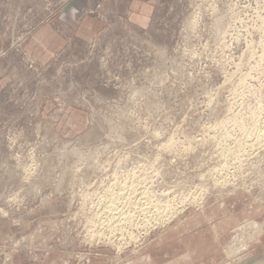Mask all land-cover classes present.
<instances>
[{"label": "rangeland", "instance_id": "obj_1", "mask_svg": "<svg viewBox=\"0 0 264 264\" xmlns=\"http://www.w3.org/2000/svg\"><path fill=\"white\" fill-rule=\"evenodd\" d=\"M0 264H264V0H0Z\"/></svg>", "mask_w": 264, "mask_h": 264}, {"label": "bare ground", "instance_id": "obj_2", "mask_svg": "<svg viewBox=\"0 0 264 264\" xmlns=\"http://www.w3.org/2000/svg\"><path fill=\"white\" fill-rule=\"evenodd\" d=\"M243 134H245V133H243ZM260 136V135H259ZM262 136V135H261ZM261 138V137H260ZM262 139V138H261ZM250 140V139H249ZM258 140H259V138H258ZM258 140H257V142H258ZM252 141V140H251ZM245 143V142H244ZM251 145H252V143H251ZM257 145V144H256ZM246 146H247V144H246ZM167 147V146H166ZM251 147V146H250ZM256 148H257V146H256ZM259 150V149H258ZM251 152V151H250ZM220 153V155H222L221 154V152H219ZM240 153H241V151H240ZM241 155V154H240ZM223 166V165H222ZM121 190V189H120ZM121 192V191H120ZM109 193V192H108ZM119 193V192H118ZM143 193V192H142ZM144 194V193H143ZM109 195V194H108ZM111 195H112V193H111ZM116 195V194H115ZM123 195V194H122ZM117 196V195H116ZM140 196V195H139ZM144 196V195H143ZM110 197V196H109ZM122 197V196H121ZM142 197V196H141ZM104 198H106V197H104ZM148 198H149V196H148ZM139 199V198H138ZM100 200H102V199H100ZM140 200V199H139ZM146 200V199H145ZM109 201V200H108ZM114 203H115V201H113ZM117 202V201H116ZM122 204V203H121ZM137 204V203H136ZM142 204V203H141ZM183 204V203H182ZM143 205V204H142ZM141 205V206H142ZM101 206V205H100ZM120 206V205H119ZM181 206V205H180ZM112 207V206H111ZM115 207V206H114ZM148 206H146V208H147ZM160 207V206H159ZM183 207V206H182ZM102 208V207H101ZM141 208H143V207H141ZM140 208V211L142 212V209ZM151 208V207H150ZM157 208V207H156ZM165 208V207H164ZM143 209H145V207L143 208ZM148 209V208H147ZM155 209V208H154ZM169 209V208H168ZM180 209V208H179ZM96 210H97V208H96ZM110 209H108V211H109ZM113 210V209H112ZM111 210V211H112ZM116 210H117V208H116ZM121 210V209H120ZM146 210V209H145ZM156 210V209H155ZM174 210V209H173ZM104 211V210H103ZM119 211V210H118ZM122 211V210H121ZM139 211V210H138ZM148 211H149V209H148ZM164 211V210H163ZM136 212V211H135ZM145 212V211H144ZM144 212H143V215L144 216H146L145 214H144ZM155 212V211H154ZM157 212V214L158 213H160V212H158V210L156 211ZM169 212V211H168ZM173 211H171V213H172ZM176 212V211H175ZM175 212H173V213H175ZM103 213V212H102ZM104 213H105V211H104ZM146 213H147V211H146ZM166 213V212H165ZM119 214V213H118ZM129 213H127V215H128ZM138 214H139V212H138ZM142 214V213H141ZM161 214V213H160ZM169 214V213H168ZM115 215V214H114ZM113 215V216H114ZM122 215V214H121ZM132 215V214H131ZM130 215V216H131ZM159 215V214H158ZM162 215H163V213H162ZM167 215V214H166ZM126 216V215H125ZM157 216V215H156ZM110 217V216H109ZM120 217V216H119ZM127 217H129V216H127ZM148 218H149V216H147ZM150 217H152V216H150ZM162 217H164V215L162 216ZM167 217V216H166ZM111 218V217H110ZM115 218V217H114ZM118 218V217H117ZM145 219L144 220H146V217H144ZM147 218V219H148ZM160 218H161V216H160ZM160 218H158L157 220H159ZM143 219V218H142ZM152 219V218H151ZM128 220V219H127ZM149 220V219H148ZM148 220H146V221H144V223H148ZM153 220H154V218H153ZM161 220V219H160ZM104 221V220H103ZM107 221V220H106ZM125 221V220H124ZM149 222H150V220H149ZM156 222V221H155ZM143 223V224H144ZM111 224H113V223H111ZM122 224V223H121ZM120 224V225H121ZM137 224V223H136ZM39 225V224H38ZM117 225V224H116ZM119 225V224H118ZM150 226V225H149ZM139 228H141V227H139ZM143 228V227H142ZM146 228V227H145ZM121 229V228H120ZM121 234V233H120ZM100 236V235H99ZM26 245V244H25Z\"/></svg>", "mask_w": 264, "mask_h": 264}]
</instances>
